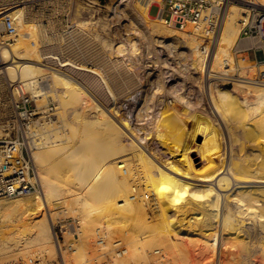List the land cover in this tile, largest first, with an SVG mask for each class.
<instances>
[{"label":"bare ground","instance_id":"bare-ground-1","mask_svg":"<svg viewBox=\"0 0 264 264\" xmlns=\"http://www.w3.org/2000/svg\"><path fill=\"white\" fill-rule=\"evenodd\" d=\"M217 1L226 3L218 33L207 28V23L214 24L217 20L207 17L188 24L185 29L169 26L161 16H156L152 25L163 38L160 43L167 41V47L177 43L190 49L193 64L206 63L210 65V77L233 82L232 88L216 90L211 84L206 85L208 104L225 125L224 136L213 133L217 149L227 142L225 156L220 154L221 150L193 147L195 133L160 123L153 136L142 129L138 131L129 123L130 118L127 121L111 113L115 112L112 107L121 97V88L131 80L128 65L121 56L133 50L134 43L129 49L112 47L111 59L96 53L97 48L90 52L88 59H98L107 66L101 73L73 58V49L67 56L60 51L42 52L41 37L23 31L29 24L26 17L29 6H9L7 12L13 14L18 34L14 37L15 43L2 41L0 73H5L10 81H21L34 98H45L54 92L55 86L62 85V102L72 111L70 118L66 114L69 108H64L63 112H57L52 124L45 122L41 127L29 128L31 138L36 137L30 140V145L39 189L0 199V219L7 216L14 229L7 237H3L7 233L0 235V253L20 252L33 245L55 242L51 230L53 214L48 208L52 205L63 208L73 199L84 201L85 227L94 226L95 232L99 230L97 239L95 234L88 236L96 243L106 247L113 232L123 227L121 232L125 231L124 238L130 246V251L126 249L123 253L134 259L129 263L126 258L129 264H142L149 259L153 264H165L162 251L165 247L175 249V256H179L176 264L189 262L191 245L197 242L202 243L203 249L213 251L218 264H264V112H261L264 85L255 81L256 62L249 59L251 66L242 64L238 71L229 49L239 31L235 20L237 9L241 6L261 11V23H264V0ZM150 2L153 1L142 0L143 7H148ZM205 34L209 36L207 44L203 42ZM261 65L264 67V63ZM148 72L155 73L151 69ZM112 73H115L113 77L106 78ZM260 74L264 75V70ZM39 80L46 82L43 87L46 91L36 90ZM239 95H244L243 100L237 98ZM239 115H244L249 126L242 128L246 143L241 148L236 144L240 126L233 122L234 118H241ZM202 118L211 123L209 116ZM149 135L155 138L153 148H148ZM126 137H130L129 142ZM193 152L206 157L201 167L197 166L199 162ZM63 193L69 200L57 201ZM149 211L154 213L153 217H149ZM41 212L43 219L38 220L36 216ZM27 220L31 221L27 224ZM22 227L26 234H22ZM103 229L106 231L102 232ZM122 243L118 240L115 246ZM57 245L63 258L59 241ZM221 256L225 263L221 262ZM80 258L81 264H86V256Z\"/></svg>","mask_w":264,"mask_h":264},{"label":"rangeland","instance_id":"rangeland-1","mask_svg":"<svg viewBox=\"0 0 264 264\" xmlns=\"http://www.w3.org/2000/svg\"><path fill=\"white\" fill-rule=\"evenodd\" d=\"M44 1H54L55 7H59L63 3L68 2L69 11L67 10V6H65L67 4L61 6L60 10H62V12L55 11L53 13L50 10L45 11L44 9L38 11L37 8L33 9L30 6L26 10V17L29 24L26 25L23 31L25 33L32 32L34 35L36 34L38 38L41 37L40 40H42V42L40 43V47L42 52L51 51L53 53L60 51L67 56L69 53L68 51L73 49V58L75 57L76 60L87 65L91 69H96L104 73L105 70H107L105 69L107 66L98 59H88L87 56L90 52H95L97 48L96 53L98 52L103 58L106 57V59H111L113 57L112 47L126 46L128 48L131 43L135 44L133 50H128L127 53L121 56V58L126 61L127 67L130 70V77L132 78L129 77L131 80L127 82L128 85L126 83V85H124L126 89L124 87L121 88V95L119 94L121 97L113 104L112 108L115 112L111 113L114 114V116L116 113L117 118L120 116L126 118L127 121L128 118H130L129 123L131 124L132 122L131 125L137 127L138 131L142 129L145 134L151 133V135H155L156 126L160 123L162 126H169L175 130L181 128L187 133L196 134V138L191 142L193 147H204L211 151L221 150L220 154L226 155L229 148L227 142H223L220 149H217L213 135L215 132L217 135L222 134L224 136L226 133L225 125L220 120V117L211 110L208 104L207 93L209 92L208 86L210 84L211 87L213 86L212 89L214 88V90H216L222 87L232 88L233 82H228L227 79H219L212 75L210 77V65L206 63L202 66L193 64L194 55L190 49L183 48L177 43L174 47H167L165 45L167 41L165 43H160L163 38L154 30L152 21L156 19V15H158L160 10L157 5L158 3H155L160 1V4H162L164 0H152L153 2H150L148 7H143L142 0H30L28 3L16 2L11 6L21 4L31 5L34 2ZM206 1L207 9L203 17L212 18L214 22L217 20L214 24L207 23V28L218 33L223 19V12L226 11V3L217 0ZM237 12L238 13L235 14V20L237 22V31H239L233 39V43L230 44L231 46L229 49L235 61L234 66L237 70H240L241 66H251L252 64L246 53L237 52V50H241L239 49V41L243 28V25H240L241 21L244 18L253 17V15H257V17L261 16L263 13L255 9H245L241 6L237 9ZM65 14H68V16ZM10 15L12 16L13 14L11 13ZM33 27H35V29H33ZM17 34L11 36V40H8V36L3 34L0 36V41L15 43L14 37L17 36ZM205 37L206 39L203 42L207 44V38L209 36L205 34ZM68 43L71 45L70 48ZM65 44L69 48L68 50L66 49L67 47L64 46ZM63 47L66 53L62 51ZM257 56L259 59L263 58L262 53H258ZM42 62H45V60L42 59ZM253 67L256 69L257 77H259L264 67L258 63ZM150 69L155 72L153 75L148 74ZM114 74L115 73L108 76L106 75V78L109 76L113 77L112 75ZM4 77L5 73H3V75L0 73V126L5 119L14 114L15 104L12 91L6 89V81L8 79ZM42 81L43 80H39V82H41L40 87L43 89L46 82L43 83ZM130 84H132L131 88ZM25 91L27 93L30 92L29 90ZM43 91H46V89H43ZM15 95L17 100H19V94L15 92ZM30 95L34 96L32 93ZM46 96L45 98H37L32 103L34 108H39V104H41V108H39L40 113L34 120L32 127H41L45 122L52 124L51 122L56 120L57 112H63L64 108H69L62 102L64 97V87L62 85L55 86L54 92ZM237 98L243 100L244 95H239ZM49 103H54L55 114L51 117H43L41 111L44 110V106L47 107ZM117 107L119 110H117ZM71 111L72 110L69 108L66 112L69 118L71 117ZM262 111L264 112V110H261V112ZM203 116H209L211 123H206L203 118L201 119ZM239 116H241V118H234L233 122L240 126L237 128V133L240 136L236 144L241 148V144L243 145V143H246V139H243L245 136L243 131L245 130L242 128L248 124V121L244 118V115ZM195 117L197 118L195 119ZM248 127L249 126H246V128ZM151 135L148 136L151 138L148 140V148L154 147L152 142L155 138H152ZM130 137H126L127 142L130 141ZM203 142H205V144H203ZM237 145H235V149L238 148ZM239 148L236 149V151H239ZM251 151L253 152V150ZM192 155L195 158L197 157V162H199L197 163L199 164L197 165L198 167H201V164L206 162V157L200 156L199 152H193ZM65 199L69 200L63 193L56 200L64 201ZM70 199H72V197H70ZM151 199L152 197L148 200L150 201ZM66 205L68 208H65ZM66 205L64 204L63 208L59 209L56 208L55 205L49 206L51 209L48 208L51 214H53L51 230L54 234L53 240H56L55 242H48L44 246L33 245L20 252L13 251L9 253L8 251L7 253H0V264H81V255L86 256V264H129L134 260L128 257L130 254L127 255L128 253H123V250L126 251V249L130 251L129 243H127L126 238H124L125 231L122 230L123 233L121 232L123 227H118L120 230L115 228L118 230L113 232L114 234L106 241V247H104L103 244H98L96 240L94 241L90 238L91 235L94 236L95 234V239H97L99 230L95 232L93 230L94 226H92V229H89L90 227H85L86 224L84 223L86 217L84 215V201L72 199L69 200ZM45 210L44 212L47 211ZM148 214L149 217L154 216L152 211H149ZM36 218L38 220L43 219V213H38ZM1 220L5 223L2 224ZM8 220L9 218L7 216H3L0 219V235L2 236L3 233H7L5 234L6 236L3 235V237L9 236L10 233L14 231L13 227L9 225L11 224L9 221L11 220ZM29 221L31 220L26 221L27 224ZM3 228L4 230H2ZM21 229L22 234L27 233L23 231L24 227ZM101 231L105 232L106 229ZM122 234L123 237L120 236ZM89 235L90 237H88ZM122 238L124 240H121ZM118 240L123 243L121 246L116 247L115 242ZM58 241L61 245L63 258L62 255L60 256L59 254ZM128 246L129 248H127ZM191 249L192 254L190 257L193 261L190 258L189 262H181V264H209L211 260V263L218 264L217 262L219 261L214 258L213 251L203 249L201 242H197L195 246L191 245ZM162 251L165 264L179 263V256H175L174 248L165 247ZM223 257L227 260L225 255ZM223 257L221 256V262L225 263ZM126 258H129V263L126 262ZM136 261L138 260L136 259ZM142 264H153V260H145Z\"/></svg>","mask_w":264,"mask_h":264},{"label":"built area","instance_id":"built-area-1","mask_svg":"<svg viewBox=\"0 0 264 264\" xmlns=\"http://www.w3.org/2000/svg\"><path fill=\"white\" fill-rule=\"evenodd\" d=\"M28 1L30 0H0V36L7 35L8 40H11V36L17 34L14 20L7 11L9 6L16 2L28 3ZM54 5V1H44L34 2L28 6L33 9L37 8L38 11L44 9L54 13L55 11L62 12L60 8L65 5L69 11L68 2L59 7ZM157 5L160 10L156 16L165 18L169 26L181 29H185L189 23L199 22L207 9L206 0H164L163 4ZM68 14L65 15L68 16ZM262 18V15L244 18L241 21L243 24L241 36L254 39L257 45H259L260 40L262 43L259 46L264 48V23H261ZM2 45L0 41V47ZM237 52L242 51L237 50ZM227 80L228 82L231 81ZM255 81L264 85V75L260 74ZM40 84L39 81L36 83L37 91L41 89ZM6 89L12 91L15 104L14 114L5 119L0 126V199L22 196L39 189L38 172L32 158L30 145V140L36 137L31 138L33 134H29L28 131L40 113L39 109L34 108L32 105L37 98L25 91L21 81H6ZM15 92L19 94V100H17ZM54 110V103H49L41 112L43 117H51L55 114Z\"/></svg>","mask_w":264,"mask_h":264},{"label":"crops","instance_id":"crops-1","mask_svg":"<svg viewBox=\"0 0 264 264\" xmlns=\"http://www.w3.org/2000/svg\"><path fill=\"white\" fill-rule=\"evenodd\" d=\"M153 8V7H152ZM151 8V10H152ZM239 49H241V51L243 53L247 54V57L251 60V61H255L258 64H263L264 63V48L256 45V41L250 37H242L239 41ZM258 53H262L263 58L259 59L258 58Z\"/></svg>","mask_w":264,"mask_h":264}]
</instances>
